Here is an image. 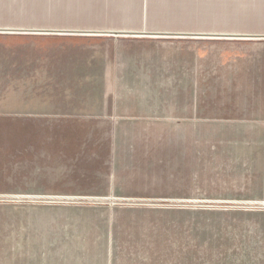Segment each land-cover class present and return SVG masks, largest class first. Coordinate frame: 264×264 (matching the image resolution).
<instances>
[{
	"label": "rangeland",
	"instance_id": "1",
	"mask_svg": "<svg viewBox=\"0 0 264 264\" xmlns=\"http://www.w3.org/2000/svg\"><path fill=\"white\" fill-rule=\"evenodd\" d=\"M3 47L30 57L67 54L78 82L86 78L80 85L123 92L77 95L92 101L78 104L72 126L40 127L31 107L0 115L8 122L0 134L24 138L29 173L37 170V136L53 134L113 140L134 171L108 176L110 189L89 175L93 184L76 186L99 188L0 195L1 255L84 249L37 242L44 225L35 221L42 219L264 218L258 204L175 200L165 191L172 184L192 190L205 183L187 171L170 173V116L181 111L169 109L245 103L260 85L250 67L264 58V0H0V54ZM128 247L132 263L181 261L163 249Z\"/></svg>",
	"mask_w": 264,
	"mask_h": 264
},
{
	"label": "crops",
	"instance_id": "2",
	"mask_svg": "<svg viewBox=\"0 0 264 264\" xmlns=\"http://www.w3.org/2000/svg\"><path fill=\"white\" fill-rule=\"evenodd\" d=\"M1 49L5 53L0 54V115L31 107L40 116V127L72 126L78 104L92 101L77 95L123 93L118 88L93 92L80 85L86 78L78 82L76 66L67 54L30 57ZM253 64L250 68L259 74L260 85L253 87L250 101L187 103L169 109L181 111L180 116H170V173L199 175L205 188L190 190L172 184L165 190L167 197L264 206V58ZM102 114L97 112L99 117ZM115 115H124V110H116ZM5 125L8 122L0 119V126ZM23 142L20 135L0 134V195L99 188L76 186L91 184L89 175H96L95 185L106 183L110 189L108 176L134 171L126 167L129 157L124 156V149L114 150L113 140L53 134L37 136V170L29 173V161L22 157L27 153ZM35 222L44 225L37 242L84 249L6 252L0 254V264H264V218H53ZM95 223L100 227L96 229ZM132 245L163 249L171 260L181 261L132 263L134 258L125 253Z\"/></svg>",
	"mask_w": 264,
	"mask_h": 264
},
{
	"label": "bare ground",
	"instance_id": "3",
	"mask_svg": "<svg viewBox=\"0 0 264 264\" xmlns=\"http://www.w3.org/2000/svg\"><path fill=\"white\" fill-rule=\"evenodd\" d=\"M85 31H87V30H85ZM59 33V32H58ZM78 34V33H77Z\"/></svg>",
	"mask_w": 264,
	"mask_h": 264
}]
</instances>
